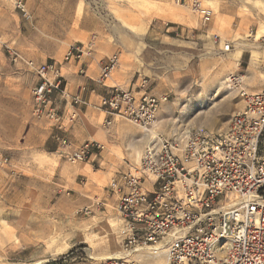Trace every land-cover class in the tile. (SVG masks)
<instances>
[{"label":"rangeland","instance_id":"obj_1","mask_svg":"<svg viewBox=\"0 0 264 264\" xmlns=\"http://www.w3.org/2000/svg\"><path fill=\"white\" fill-rule=\"evenodd\" d=\"M201 2L213 11L205 25L177 0H24L26 11L17 0H0V158H8L0 165V264H102L121 252L108 185L139 160L150 135L116 122L111 141L100 140L101 154L71 164L54 123L34 114L37 76L25 60L63 62L71 44L102 37L99 59L119 52L122 70L167 96L159 130H221L245 104L227 76L243 74L249 91L264 86V0ZM99 200L107 205L97 208ZM85 206L93 211L77 212Z\"/></svg>","mask_w":264,"mask_h":264},{"label":"built area","instance_id":"obj_2","mask_svg":"<svg viewBox=\"0 0 264 264\" xmlns=\"http://www.w3.org/2000/svg\"><path fill=\"white\" fill-rule=\"evenodd\" d=\"M189 4L203 25L213 16L201 0H177ZM17 5L26 11L24 0ZM215 43L222 38L214 35ZM264 49V36L261 37ZM95 41L71 44L63 62H25L37 81L32 88L33 111L65 130L59 99L69 103V122L82 107L103 113L102 125L129 121L149 135L139 160L115 174L108 185L116 196L114 211L120 222L122 250L102 264H264V86L249 91L244 75L232 72L227 86L244 99L221 130L186 126L167 135L158 129L160 108L168 98L150 91L147 77L138 79V90L108 81L121 61L114 52L100 63L98 84L106 87L97 101L86 96L85 84L72 92L63 63H75L85 74V58L95 51ZM231 42L224 44V50ZM66 159L77 164L97 157L104 149L99 141H85L71 149L67 136L59 137ZM8 158H0L5 165ZM97 208L106 201H97ZM92 206L77 210L83 215Z\"/></svg>","mask_w":264,"mask_h":264},{"label":"crops","instance_id":"obj_3","mask_svg":"<svg viewBox=\"0 0 264 264\" xmlns=\"http://www.w3.org/2000/svg\"><path fill=\"white\" fill-rule=\"evenodd\" d=\"M169 22L173 24H178V21L175 20H169ZM95 38V39H94ZM97 38V39H96ZM92 39L95 41V51L92 56L85 58V64L87 66V70L85 74L78 75V65L75 63H66L62 66L63 72L66 69L68 76L64 73L67 85L70 90H77L80 85L85 84L87 86L86 96L91 101H97L99 98V95L105 93L106 87H104L101 84H98L96 82V79L98 78L100 74V63L101 59H99V52L102 51V48L104 47L102 37L99 36H92ZM135 64V63H134ZM136 72L133 71H124L122 70L120 64L118 68L114 71L112 76L109 80H112L113 83H109V85H122L124 87H129L133 90H138L137 82L138 79L144 76H137L134 77ZM114 80L119 81V83H116ZM60 103V109L63 113V122L65 125H67V128L65 130L59 129L55 124L56 131L60 133L59 137L61 136H67L70 141L78 146L84 143L85 141H99L101 139H107L111 141V136L113 135V127H104L101 123L103 120V113L98 110H93L91 107H83L77 111V118L69 122V110L70 105L69 103H66L64 99H59ZM84 109V110H83ZM91 114H95V117ZM89 119V121L86 120V117ZM101 118V121H97ZM124 121V120H122ZM98 122V123H97ZM121 122V121H118ZM128 123H120V126H125ZM115 125V124H114ZM129 125V124H128ZM102 143V142H101ZM103 152V150L100 152V154Z\"/></svg>","mask_w":264,"mask_h":264},{"label":"bare ground","instance_id":"obj_4","mask_svg":"<svg viewBox=\"0 0 264 264\" xmlns=\"http://www.w3.org/2000/svg\"><path fill=\"white\" fill-rule=\"evenodd\" d=\"M121 252H118V253H115V254H117V255H119Z\"/></svg>","mask_w":264,"mask_h":264},{"label":"trees","instance_id":"obj_5","mask_svg":"<svg viewBox=\"0 0 264 264\" xmlns=\"http://www.w3.org/2000/svg\"><path fill=\"white\" fill-rule=\"evenodd\" d=\"M59 262H61V261L59 260Z\"/></svg>","mask_w":264,"mask_h":264}]
</instances>
